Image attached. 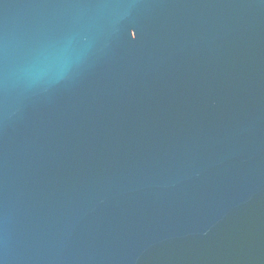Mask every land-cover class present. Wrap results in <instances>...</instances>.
I'll list each match as a JSON object with an SVG mask.
<instances>
[{"label": "water", "instance_id": "obj_1", "mask_svg": "<svg viewBox=\"0 0 264 264\" xmlns=\"http://www.w3.org/2000/svg\"><path fill=\"white\" fill-rule=\"evenodd\" d=\"M0 264H264V0H0Z\"/></svg>", "mask_w": 264, "mask_h": 264}]
</instances>
